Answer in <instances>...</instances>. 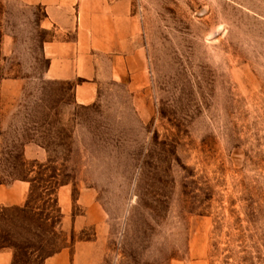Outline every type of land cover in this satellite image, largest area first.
Masks as SVG:
<instances>
[{
    "label": "rangeland",
    "instance_id": "rangeland-1",
    "mask_svg": "<svg viewBox=\"0 0 264 264\" xmlns=\"http://www.w3.org/2000/svg\"><path fill=\"white\" fill-rule=\"evenodd\" d=\"M147 79L106 83L91 104L44 77L53 29L43 8L0 0V184L31 179L0 204L8 264H42L98 237L96 264H264V0H131ZM45 156L24 154L26 145ZM31 151H29V154ZM95 200L81 230L58 226L59 182Z\"/></svg>",
    "mask_w": 264,
    "mask_h": 264
},
{
    "label": "crops",
    "instance_id": "crops-1",
    "mask_svg": "<svg viewBox=\"0 0 264 264\" xmlns=\"http://www.w3.org/2000/svg\"><path fill=\"white\" fill-rule=\"evenodd\" d=\"M43 8L42 22L53 29L44 41L42 52L47 57L44 77L71 81L73 101L88 105L99 99L104 84L124 82L131 91L137 83L147 79V53L143 42L142 26L134 12L131 0H22ZM29 151L31 153L29 154ZM45 148L38 144L26 145L24 154L33 159L45 156ZM30 180L16 178L0 184L1 205L25 203ZM56 198L60 210L58 226L81 230L88 222L97 229L104 221L101 214L93 217L97 209L95 200H87L79 192L77 201L84 212L72 213V184L59 182ZM98 237L75 239L70 246H62L47 255L42 264H96L93 249ZM12 253L0 250V264L11 262ZM171 264H207L204 259H174Z\"/></svg>",
    "mask_w": 264,
    "mask_h": 264
},
{
    "label": "trees",
    "instance_id": "trees-1",
    "mask_svg": "<svg viewBox=\"0 0 264 264\" xmlns=\"http://www.w3.org/2000/svg\"><path fill=\"white\" fill-rule=\"evenodd\" d=\"M30 180V182H31V179H29Z\"/></svg>",
    "mask_w": 264,
    "mask_h": 264
}]
</instances>
